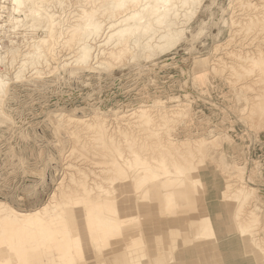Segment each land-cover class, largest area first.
I'll return each instance as SVG.
<instances>
[{
  "label": "rangeland",
  "instance_id": "1",
  "mask_svg": "<svg viewBox=\"0 0 264 264\" xmlns=\"http://www.w3.org/2000/svg\"><path fill=\"white\" fill-rule=\"evenodd\" d=\"M0 1V264H264V0H194L165 23L139 0L117 27L130 30L117 60L102 57L116 38L104 18L87 58L67 42L85 0H38L42 16L26 5L11 20ZM40 39L42 63L16 80ZM134 152L159 156L169 187L134 179L121 162ZM244 187L243 203L230 199ZM11 209L41 210L45 228L8 230Z\"/></svg>",
  "mask_w": 264,
  "mask_h": 264
},
{
  "label": "bare ground",
  "instance_id": "2",
  "mask_svg": "<svg viewBox=\"0 0 264 264\" xmlns=\"http://www.w3.org/2000/svg\"><path fill=\"white\" fill-rule=\"evenodd\" d=\"M59 1V0H58ZM79 1V0H78ZM81 1V0H80ZM84 1V0H83ZM82 1V2H83ZM86 1V2H85ZM84 2L89 5L87 6L86 8L87 9H82L80 12H81V15L78 16L79 18V23L78 24H74V26H72L71 28H69L68 32L65 33L67 36L66 38H68L67 42H76L78 44L79 47H77V53L79 54H82V56H84L85 58H87L90 54V50L91 48L87 45V44H84L87 42V40L90 38H93L94 36H96L99 32V30L101 29V26H102V23L103 21H101V19H106L108 20V28L112 29L113 33L110 34L109 38L112 39L114 37L115 38V41L113 43V48L115 49H112V50H109L108 52L106 53H103L102 57H106L107 58H111V59H114V60H117L119 59L123 54L124 52L128 49V43H129V28H126L124 29V33L120 35V29H117L118 25L125 22L126 20H128L129 18H135V17H139L140 14H137V13H134L132 11V3H139V0H126V2H129V6L128 8H125L123 7L124 4H122L121 0H85ZM150 1V3H149ZM194 0H148L147 1V7L149 10H150V15L154 16L153 17V20H155V22H158V23H165V17L166 15L168 14V12L170 11H177L179 8H184V7H188L189 5H191L190 3H192ZM196 1V0H195ZM199 2V1H198ZM197 2V3H198ZM37 3H38V0H10L9 1V4L11 5L12 9L11 11H9L10 13L7 14V16L5 18H7L6 20H11L10 17H15L17 16L16 14H19L20 12H22V7L23 6H26L27 9L31 10L30 12V19L33 17V16H39L40 13V9L38 8L37 6ZM84 3V4H85ZM149 3V4H148ZM4 4V1H0V10L1 12H4V9H6L5 5ZM83 4V5H84ZM64 6V5H63ZM263 6V5H262ZM79 7V5H78ZM80 9V8H79ZM244 10V9H243ZM260 10V9H259ZM25 11V10H24ZM136 11V10H134ZM260 12V11H259ZM263 13V12H262ZM261 15H264L262 14ZM50 14V13H49ZM76 14V13H75ZM239 14H242V13H239ZM260 15V14H259ZM42 16V15H40ZM242 16V15H241ZM0 17H2V14L0 15ZM54 17H57V16H54ZM262 17V16H260ZM34 18V17H33ZM59 18V17H58ZM4 20V21H6ZM105 20V21H106ZM15 21H19V19H15ZM104 21V22H105ZM146 21V20H145ZM128 22V21H127ZM141 22V21H140ZM262 22V21H260ZM259 22V23H260ZM264 23V22H263ZM122 25V24H121ZM261 25V23H260ZM259 25V26H260ZM89 26H93L95 28L94 31L90 30L88 27ZM140 24L137 26L139 27ZM2 27V25H0V28ZM260 29V28H259ZM111 31V30H110ZM263 31V30H262ZM261 31V33H262ZM48 32V31H47ZM260 32V31H259ZM24 34V33H23ZM32 34V33H31ZM260 34V33H259ZM48 35V34H47ZM55 35V34H54ZM264 35V34H263ZM51 36V35H50ZM262 36V34H261ZM260 36V37H261ZM47 37V36H45ZM52 37V36H51ZM259 37V38H260ZM263 38V37H262ZM43 39V38H42ZM38 40V41H33L31 43H33L32 45H29L28 47V50H24L23 53L20 55L21 56V60L18 62V67H17V72L15 73V78L16 80H19V79H22V76L24 74V72L28 69V68H36L39 64H41L42 62H40V57L42 55V52L45 53L44 50H41V49H44L43 46H49V44L46 45L47 43V40ZM48 39V38H46ZM50 40V39H49ZM53 40V39H52ZM56 40V39H54ZM1 41V40H0ZM261 41V39H260ZM13 43V42H12ZM66 43V41H65ZM103 44V43H102ZM86 45V46H85ZM101 45V44H100ZM52 46V45H51ZM103 46V45H102ZM101 46V47H102ZM100 47V46H99ZM104 47V46H103ZM51 48V47H49ZM108 49V48H106ZM110 49V48H109ZM261 49H264V48H261ZM259 49V50H261ZM47 50V49H46ZM117 50V52H116ZM12 53H14L16 50H14V48L11 50ZM104 51V50H103ZM105 52V51H104ZM262 52V51H261ZM264 52V51H263ZM11 53V52H10ZM260 53V51H259ZM96 56V55H95ZM45 57V56H44ZM123 57V56H122ZM1 58V57H0ZM264 59V55L263 57H260V61H262ZM42 61V60H41ZM255 62V61H254ZM245 64V63H244ZM243 64V65H244ZM255 65V64H254ZM248 66V65H247ZM36 70V69H35ZM36 73H37V70H36ZM42 73V72H41ZM262 74V73H261ZM7 83L5 80L3 79H0V103L3 101V98L5 96V91L7 90ZM149 110V109H148ZM148 112V111H147ZM140 114L141 113V118L143 113H146L145 111L143 110H139L137 109V111L135 112H132L130 113L131 115L133 114ZM149 113V112H148ZM153 113V112H152ZM151 113V114H152ZM129 114V115H130ZM146 115V114H145ZM139 116V115H138ZM135 117V115H134ZM137 117V116H136ZM146 117V116H145ZM152 117V116H151ZM150 119V118H148ZM75 121V120H73ZM77 121V120H76ZM75 121V122H76ZM139 121V120H138ZM79 122V121H78ZM82 122V121H81ZM79 124V123H77ZM137 124V123H136ZM149 124V123H148ZM138 125V124H137ZM81 126V125H80ZM148 126V125H147ZM148 132V130H147ZM154 132V131H153ZM153 134V133H152ZM145 135V134H144ZM144 137V136H143ZM146 137V136H145ZM155 138V136H154ZM150 139V138H149ZM153 139V138H152ZM146 140V139H145ZM150 141V140H148ZM153 142L156 141V140H152ZM155 143V142H154ZM153 143V144H154ZM151 145V143H150ZM149 145V146H150ZM142 147V146H141ZM138 148V147H137ZM152 150V149H151ZM137 151V149H136ZM154 150H152L153 152ZM151 153V152H150ZM154 154V153H153ZM151 155V154H150ZM156 156V155H155ZM150 157V156H149ZM149 157H148V160H149ZM152 157V155H151ZM150 157V158H151ZM154 157V155H153ZM152 157V158H153ZM118 158V157H117ZM151 158V159H152ZM159 158V156L157 157V159ZM119 159V158H118ZM150 159V160H151ZM156 157L155 159L153 158V160H151L150 162H148L146 159L144 160L143 158H140L139 154H137L136 152L133 153V158H130V159H126V160H123L122 159V163L123 164H127L128 166L130 165H133L135 168V174H134V179L137 178V175L138 177H144L143 179L144 180H149L150 183H152L151 185V191L154 192V193H157V187H162V188H166V187H169V183L168 182H164V181H161L160 179L161 176L162 177H168V176H171L172 172L168 171V169L166 168V166L164 164H162L161 160H157ZM164 162V161H163ZM130 163V165H129ZM132 163V164H131ZM161 163V164H160ZM159 165V167L157 166ZM161 165V166H160ZM125 166V165H124ZM155 166V168H161L162 169V173H155L153 171V168ZM157 166V167H156ZM130 168V167H128ZM177 172L178 175H180V173H183L184 171H182V168H177ZM175 169V170H176ZM157 170V169H156ZM175 173V172H174ZM185 173V172H184ZM183 173V174H184ZM131 175V174H130ZM133 176V175H132ZM122 177V176H121ZM128 178V177H127ZM187 178V176H186ZM133 179V178H132ZM133 179V180H134ZM188 179V178H187ZM190 179V178H189ZM124 180V179H123ZM130 180V179H129ZM139 180V178H138ZM137 180V181H138ZM131 181V180H130ZM135 181V180H134ZM161 181V182H160ZM125 182V181H124ZM127 182V180H126ZM121 183V182H120ZM128 183V182H127ZM124 184V183H123ZM126 185V184H125ZM130 184H128L129 186ZM159 187V188H160ZM156 188V189H155ZM121 189V188H120ZM137 189V187H136ZM168 189V188H167ZM170 189V188H169ZM246 189V190H245ZM101 190V189H100ZM161 190V189H160ZM244 190L245 191H242L240 189H237L236 192L232 195V197H230V199H232L233 201H236V200H239V202H244L247 197L251 194V190L252 188L250 187H244ZM97 191V190H96ZM122 192V190H119ZM134 191V190H133ZM149 191V190H147ZM168 191V190H167ZM166 191V193H164V201L166 202V207L172 205L173 203L171 202L172 201V197H175L173 196V193L169 190L168 192ZM99 192V191H98ZM120 192V194H121ZM152 192H149V193H152ZM97 193V192H96ZM100 193V192H99ZM105 193V191H104ZM102 192V194H104ZM142 193V192H141ZM153 193V194H154ZM91 195V194H90ZM93 195V193H92ZM100 195V194H99ZM104 196V195H103ZM109 196V195H108ZM99 197V196H98ZM101 197V196H100ZM106 197H107V194H106ZM104 197V198H106ZM222 197V196H221ZM225 199H229V195H225L224 196ZM223 197V198H224ZM224 199V200H225ZM174 201V199H173ZM176 201V200H175ZM97 202V201H96ZM237 202V201H236ZM101 203V202H100ZM101 207H110L112 208L110 205H104L103 203L100 204ZM136 205V204H135ZM163 206V205H162ZM165 208V207H164ZM163 208V209H164ZM109 209V208H108ZM158 210V209H157ZM112 211V210H111ZM232 210L228 207V212H231ZM10 212L12 213V215L10 214H7L5 219L2 220L3 221V224L2 226H6L8 230H11V231H14L16 228H19V227H33V229L35 227H38V228H45V225H46V221L44 219H40L39 218V215L42 213L41 210H33L32 212H24L22 210L20 211H17L15 209H11ZM84 212V211H83ZM113 213V212H112ZM158 214L160 213L157 212ZM113 215V214H112ZM122 215V214H121ZM114 216V215H113ZM116 216H117V213H116ZM163 215L161 216H158V218L162 217ZM235 214L232 213L231 215V218H229L231 221H230V226L231 228L233 229H237L236 227V224H235ZM94 219V218H93ZM96 219V218H95ZM94 221V220H93ZM97 222H99L100 224V228L102 229V231H106L109 232L111 231L113 228H115L116 223H115V219L114 218H106V217H98ZM18 222H21V226L18 224ZM94 223V222H93ZM50 224V223H49ZM159 224V223H158ZM96 226V225H95ZM96 226V227H98ZM38 231V230H37ZM97 231V230H96ZM103 232V233H104ZM137 232V231H136ZM96 233V232H95ZM95 233H92V234H95ZM98 233V232H97ZM96 233V235H98ZM139 233V232H138ZM102 234V233H101ZM100 235V234H99ZM67 236V235H66ZM101 236V235H100ZM94 237V236H93ZM98 237V236H97ZM71 238V236H70ZM77 239V237H76ZM93 240V239H92ZM95 240V238H94ZM110 240V239H109ZM11 241V240H10ZM102 241V240H101ZM108 241V240H107ZM68 242V241H67ZM95 242V241H94ZM103 244V243H101ZM109 244V243H108ZM105 245V244H104ZM107 245V244H106ZM96 247V246H95ZM105 247V246H104ZM109 249V248H108ZM115 249V248H114ZM11 250V249H10ZM13 250V249H12ZM11 250V251H12ZM98 250V249H97ZM258 250V249H257ZM9 251V250H8ZM10 252V251H9ZM102 252V251H101ZM114 252V251H113ZM214 253H217L216 250H214ZM2 255V254H1ZM5 255V254H4ZM12 255V253L10 254ZM6 256V255H5ZM14 256V255H13ZM17 258V257H16ZM6 259V258H5ZM68 259V258H67ZM1 260V258H0ZM14 260V259H12ZM144 261V258H141L139 259V263L143 262ZM26 263V262H24ZM206 264V263H205Z\"/></svg>",
  "mask_w": 264,
  "mask_h": 264
}]
</instances>
